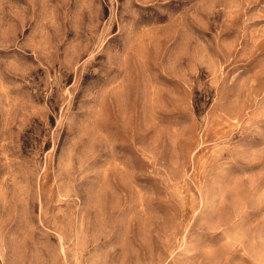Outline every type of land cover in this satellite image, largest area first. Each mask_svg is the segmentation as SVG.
Returning <instances> with one entry per match:
<instances>
[{
    "label": "rangeland",
    "instance_id": "obj_1",
    "mask_svg": "<svg viewBox=\"0 0 264 264\" xmlns=\"http://www.w3.org/2000/svg\"><path fill=\"white\" fill-rule=\"evenodd\" d=\"M0 264H264V0H0Z\"/></svg>",
    "mask_w": 264,
    "mask_h": 264
}]
</instances>
